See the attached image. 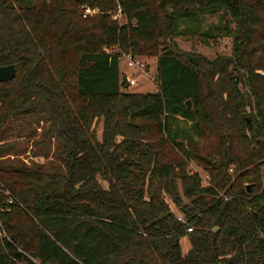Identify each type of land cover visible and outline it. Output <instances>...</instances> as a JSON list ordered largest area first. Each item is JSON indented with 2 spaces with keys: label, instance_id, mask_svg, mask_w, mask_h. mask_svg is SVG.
<instances>
[{
  "label": "trees",
  "instance_id": "obj_1",
  "mask_svg": "<svg viewBox=\"0 0 264 264\" xmlns=\"http://www.w3.org/2000/svg\"><path fill=\"white\" fill-rule=\"evenodd\" d=\"M178 37L231 53L181 54ZM127 53L155 54L154 93L124 91ZM7 65L0 142L53 162L0 145V264H264V0H0Z\"/></svg>",
  "mask_w": 264,
  "mask_h": 264
},
{
  "label": "rangeland",
  "instance_id": "obj_2",
  "mask_svg": "<svg viewBox=\"0 0 264 264\" xmlns=\"http://www.w3.org/2000/svg\"><path fill=\"white\" fill-rule=\"evenodd\" d=\"M14 5L16 4V1L13 2ZM16 6V5H15ZM122 22V21H121ZM217 18L215 16L213 17H207L205 19V26H207L210 23H216ZM174 44L176 48L178 49L181 54H187V53H192L195 55H200L203 56L209 60H213L216 57L220 56H227L231 53L232 49V41L229 38H221L217 42H212L210 45L205 46L202 43H200L197 39H185V38H175ZM116 49H110L109 52H114ZM159 51L155 52L158 54ZM143 60L146 65V73L148 74H153L155 72V64H156V56L150 55V56H136ZM118 71L120 74V78L124 77H132L135 81L136 84L132 86L125 87L124 91L127 93H154L156 90V81L154 78H149L146 79L144 76L139 71H134L130 68H127L125 65V59L122 57V55L119 58L118 62ZM33 127L31 126V129ZM92 131L96 136V140H100V135H101V123H97L95 126L92 127ZM36 132L38 133L39 130L36 129ZM37 136L35 137V139ZM17 145V148L19 150H25V152L16 154L15 160L21 161L23 164L28 166L31 162L33 163H40V164H47V163H52V159L47 158L44 159L41 156H37V152L35 151L36 149L31 146V141L25 142L22 140V138H14V137H8L7 140L1 141L0 145L4 142H11L13 141ZM33 140V138H32ZM202 147H205L206 150H212L214 148V145L212 144L211 140L207 139L202 141L201 143ZM50 149L52 150V142L49 143ZM31 150V153L29 152ZM34 150V151H33ZM34 152V153H33ZM51 152V151H50ZM173 153H170V156H172ZM213 159V164H217V159L213 158V155L211 156ZM47 160V161H46ZM229 168L233 169V172L237 169V164H232L229 166ZM242 168V167H241ZM187 170H189L192 173H197L201 179H202V185L206 186L209 184V177L207 172L203 169L202 166H199L198 163H195L194 161H191L189 163V167H187ZM261 171L264 172V163L261 166ZM230 174L232 172L229 171ZM250 185V184H249ZM253 188V187H252ZM251 188V190H252ZM168 206L173 212L174 215L177 214L178 210L176 207L173 206V204L167 200ZM179 248L182 254H185L187 250L190 249V241L187 239V237L180 238L178 241Z\"/></svg>",
  "mask_w": 264,
  "mask_h": 264
},
{
  "label": "built area",
  "instance_id": "obj_3",
  "mask_svg": "<svg viewBox=\"0 0 264 264\" xmlns=\"http://www.w3.org/2000/svg\"><path fill=\"white\" fill-rule=\"evenodd\" d=\"M82 10L83 11H82L81 16L83 18H85L87 16L94 15L98 12L97 9H89L86 7H83ZM111 19L117 20L118 24L121 23L122 17H121V12H120L119 7H117L116 12L113 15H111ZM110 49L111 48H104L103 50L106 53H110L109 52ZM122 57H124V59H125V65L127 68H130L134 71H139L142 74V76H144L148 80H149V78H154L156 80V72H154L153 74L146 73V65H145V62H143V60H141L140 58H138L134 55H131L130 53L122 54ZM124 81H125L124 87L132 86V85L136 84V81L132 77H124ZM175 218L180 223L185 222L182 214H180L179 212H177V214L175 215ZM191 231H192V228L186 229V232H191Z\"/></svg>",
  "mask_w": 264,
  "mask_h": 264
},
{
  "label": "water",
  "instance_id": "obj_4",
  "mask_svg": "<svg viewBox=\"0 0 264 264\" xmlns=\"http://www.w3.org/2000/svg\"><path fill=\"white\" fill-rule=\"evenodd\" d=\"M15 74L14 65L0 66V83L9 81L13 78ZM187 108H191V102L189 100L185 101ZM253 187L252 184L246 186L247 193L251 191Z\"/></svg>",
  "mask_w": 264,
  "mask_h": 264
}]
</instances>
